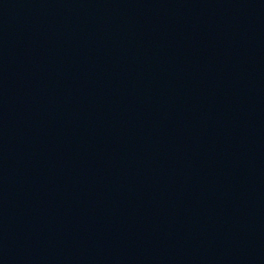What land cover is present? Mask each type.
I'll return each instance as SVG.
<instances>
[{"label": "water", "instance_id": "water-1", "mask_svg": "<svg viewBox=\"0 0 264 264\" xmlns=\"http://www.w3.org/2000/svg\"><path fill=\"white\" fill-rule=\"evenodd\" d=\"M0 264H264V0H0Z\"/></svg>", "mask_w": 264, "mask_h": 264}]
</instances>
